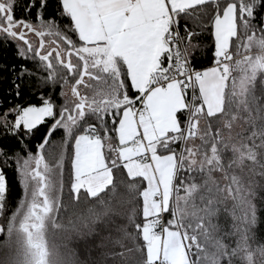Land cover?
Segmentation results:
<instances>
[{"label":"snow or ice","instance_id":"6c2138e0","mask_svg":"<svg viewBox=\"0 0 264 264\" xmlns=\"http://www.w3.org/2000/svg\"><path fill=\"white\" fill-rule=\"evenodd\" d=\"M3 45L0 264H264V0H0Z\"/></svg>","mask_w":264,"mask_h":264},{"label":"trees","instance_id":"16d2710c","mask_svg":"<svg viewBox=\"0 0 264 264\" xmlns=\"http://www.w3.org/2000/svg\"><path fill=\"white\" fill-rule=\"evenodd\" d=\"M24 0H21V3H23ZM24 14L22 12H17V17H22ZM209 56H210V50H209ZM202 58V57H201ZM21 61L17 58L16 56V50L14 46H8V45H3L0 46V65H19ZM206 66L210 64V60L205 62ZM12 77L10 74L5 73V74H0V103L3 104L5 108L9 107L12 104H28V103H39L38 101V94L40 89H35L29 90L28 87H26L23 91V94L21 97L17 98L14 94V89L12 88V83H11ZM57 93L59 92V89L56 90ZM57 102H59V97L57 95L56 97ZM47 131L46 128H43L42 131L38 134L37 140L33 141V144L39 142V139H41L44 135V133ZM60 135L62 133L58 132L55 134V138L59 139ZM10 147H19L18 144L15 142H12ZM33 151H35V148L33 147ZM6 174H7V180L10 185V192H11V199L13 201H16L20 197L21 193V188L18 183V177L16 174L13 172L11 168L5 169ZM258 233L261 236H264V215L260 217V223L257 228ZM4 240L3 236H0V242Z\"/></svg>","mask_w":264,"mask_h":264}]
</instances>
